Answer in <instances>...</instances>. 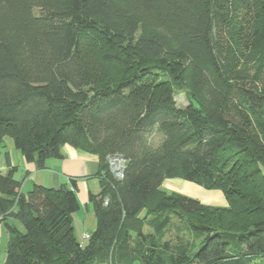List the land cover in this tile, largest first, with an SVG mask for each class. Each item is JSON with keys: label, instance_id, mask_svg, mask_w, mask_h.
Instances as JSON below:
<instances>
[{"label": "trees", "instance_id": "1", "mask_svg": "<svg viewBox=\"0 0 264 264\" xmlns=\"http://www.w3.org/2000/svg\"><path fill=\"white\" fill-rule=\"evenodd\" d=\"M6 137L38 170L64 145L95 155L99 192L81 244L74 179L22 194L0 172V217L22 227L4 222L3 264H264V0H0Z\"/></svg>", "mask_w": 264, "mask_h": 264}, {"label": "crops", "instance_id": "2", "mask_svg": "<svg viewBox=\"0 0 264 264\" xmlns=\"http://www.w3.org/2000/svg\"><path fill=\"white\" fill-rule=\"evenodd\" d=\"M61 154L60 159H49L45 163V169L38 170L33 163L24 161L12 140L6 137L3 144L0 145V172L4 173L10 168H16L14 178L20 183L19 193L22 194L31 192L34 186L48 189H72L70 180L74 179L76 181L74 193L80 208L73 215L72 222L75 237L79 243L83 244L84 235H90L95 228V215L92 205L88 202V196L89 194L96 195L99 192L96 179L99 168L98 158L69 145H64L61 148ZM184 183L185 181L180 179L165 180L162 188L167 192L175 193L181 189ZM210 192L206 197L207 202L200 201L202 204L225 206V200L219 191ZM4 222L13 224L22 231V227L14 219L0 217V264L5 261L6 245L9 238Z\"/></svg>", "mask_w": 264, "mask_h": 264}, {"label": "rangeland", "instance_id": "3", "mask_svg": "<svg viewBox=\"0 0 264 264\" xmlns=\"http://www.w3.org/2000/svg\"><path fill=\"white\" fill-rule=\"evenodd\" d=\"M174 100H175L176 106L179 108H183V107L187 106V100L183 94H178L177 96H175ZM161 139H162V135L157 131H153L152 134L149 136L150 144L154 147L159 145ZM115 165H113V167ZM175 193L180 194V195H184V196L189 197V198H193L195 200L199 199L198 201L207 202L206 197L211 192L204 190L203 188H201L200 186H198L196 184L185 182L182 185L181 189L176 191ZM212 200H213V198H212ZM179 222H181V219H179L175 216H172V226H170V229H169L170 233H167L169 238H172L175 235L176 228H178L179 227L178 225H180ZM179 228L181 229V227H179ZM146 231H149V229L146 228ZM182 233L186 237V239H188V240L192 239L191 236L187 235L185 231ZM85 242H86V240L83 241V243H85ZM198 242L199 241L196 240V242H195L196 246H194V250L197 248ZM95 264H98V263L95 262ZM102 264H109V263H102Z\"/></svg>", "mask_w": 264, "mask_h": 264}, {"label": "built area", "instance_id": "4", "mask_svg": "<svg viewBox=\"0 0 264 264\" xmlns=\"http://www.w3.org/2000/svg\"><path fill=\"white\" fill-rule=\"evenodd\" d=\"M113 165L115 166L113 167ZM110 166L116 176H121V171L124 167L123 160L118 159V158L110 159ZM87 238H88V235H84V239H87Z\"/></svg>", "mask_w": 264, "mask_h": 264}]
</instances>
